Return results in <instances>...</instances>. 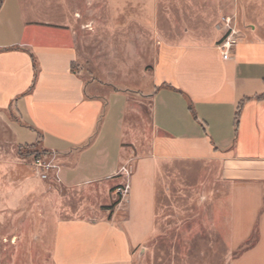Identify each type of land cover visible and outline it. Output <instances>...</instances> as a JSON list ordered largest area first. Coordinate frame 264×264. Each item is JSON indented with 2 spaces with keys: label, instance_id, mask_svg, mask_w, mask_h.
I'll return each mask as SVG.
<instances>
[{
  "label": "crops",
  "instance_id": "crops-1",
  "mask_svg": "<svg viewBox=\"0 0 264 264\" xmlns=\"http://www.w3.org/2000/svg\"><path fill=\"white\" fill-rule=\"evenodd\" d=\"M102 3L139 39L123 50H157L145 94L80 72L94 0H3L0 229L34 205L36 229L53 232V264H135L148 244L170 264L184 247L203 257L225 247L214 264H264V19L243 31L234 20L240 39L225 60L217 16L203 27L167 15L160 33L158 0ZM32 145L57 166L48 180L22 155Z\"/></svg>",
  "mask_w": 264,
  "mask_h": 264
},
{
  "label": "rangeland",
  "instance_id": "rangeland-1",
  "mask_svg": "<svg viewBox=\"0 0 264 264\" xmlns=\"http://www.w3.org/2000/svg\"><path fill=\"white\" fill-rule=\"evenodd\" d=\"M93 6L94 14L87 16L83 28L80 27L81 50L78 64L80 72L87 79L94 78L109 82L110 88L126 89L138 94L147 93L157 52V50H151L149 43L147 44L152 40V36H149L151 33L149 31L143 33V46L148 45L147 50H123L130 44H139V39L132 38L133 29L120 32V29L113 25L111 14L109 16L108 9L103 6L102 0H94ZM157 9L160 33L164 30L163 27H166L162 21H167V15L177 17L179 20L183 18L187 21L196 20L197 26L203 27L215 16L221 21L223 17L231 16L233 21L237 19V26L241 31L247 30L251 24L264 19L262 18L264 0H158ZM92 19L95 20L93 25ZM86 21L90 22L86 24ZM137 98L140 100L139 97ZM143 100L145 104L143 112L146 114L145 119H148L150 100ZM175 169L188 171L183 166ZM33 206L20 208L19 212L10 214L8 225L5 223L4 230L0 229V234L6 237L5 240H1L0 237V264H53L51 258L53 232L49 226L46 230L36 229L33 213L36 208ZM196 206L198 207V204ZM203 249L184 247L176 264H214L208 259L214 258L216 254L219 258H224L227 251L225 247L206 248L209 256L203 257L200 255ZM188 253L192 255L189 258ZM161 254L163 252L159 250V247L151 248L148 244L143 257L135 264H170ZM154 255L155 259L152 257Z\"/></svg>",
  "mask_w": 264,
  "mask_h": 264
},
{
  "label": "built area",
  "instance_id": "built-area-1",
  "mask_svg": "<svg viewBox=\"0 0 264 264\" xmlns=\"http://www.w3.org/2000/svg\"><path fill=\"white\" fill-rule=\"evenodd\" d=\"M222 21L226 30V34L222 41L218 43V48L222 53L223 59L227 60L230 58L233 48L240 39V32L235 28L232 17H223ZM32 166L34 171L42 180L50 179L52 172L57 168V166L53 163V160L45 156L34 157ZM122 170L128 175L130 174L128 167H123ZM129 190V181L116 189L118 194L117 199L119 200L118 203L129 194Z\"/></svg>",
  "mask_w": 264,
  "mask_h": 264
},
{
  "label": "trees",
  "instance_id": "trees-1",
  "mask_svg": "<svg viewBox=\"0 0 264 264\" xmlns=\"http://www.w3.org/2000/svg\"><path fill=\"white\" fill-rule=\"evenodd\" d=\"M2 4H3V0H0V8L2 7ZM34 70H35V77H34V81H33V86H34V84L36 82V79H37V76H38V72H39L38 65H37L35 60H34ZM239 112H240V107L238 108V111H237V114H236V121H235L236 125H238V121H239ZM35 147H36L35 145L26 146L25 148H23L24 151L22 152V155L23 156H27V157L28 156L29 157L30 156L38 157V156H43V155L47 154V152L35 149ZM118 201H119L118 199L115 200V202L113 203V205L111 207H114L115 205H117Z\"/></svg>",
  "mask_w": 264,
  "mask_h": 264
}]
</instances>
